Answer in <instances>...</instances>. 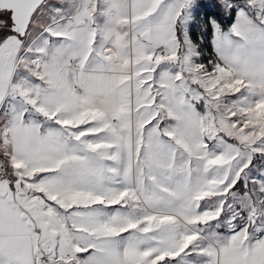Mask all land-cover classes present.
<instances>
[{"label":"snow or ice","instance_id":"obj_1","mask_svg":"<svg viewBox=\"0 0 264 264\" xmlns=\"http://www.w3.org/2000/svg\"><path fill=\"white\" fill-rule=\"evenodd\" d=\"M0 264H264V0H0Z\"/></svg>","mask_w":264,"mask_h":264}]
</instances>
